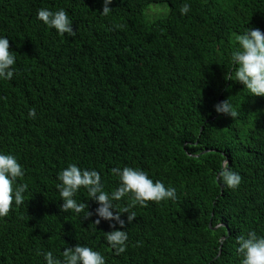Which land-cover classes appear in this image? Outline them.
I'll use <instances>...</instances> for the list:
<instances>
[{"label":"trees","instance_id":"trees-1","mask_svg":"<svg viewBox=\"0 0 264 264\" xmlns=\"http://www.w3.org/2000/svg\"><path fill=\"white\" fill-rule=\"evenodd\" d=\"M158 2L167 14L146 21ZM109 7L103 16L102 0H0V36L16 57L13 78L0 80V151L17 157L18 183L28 185L25 203L0 218V264H43L38 249L59 256L77 243L106 264H239L236 237L264 235V96L228 80L226 64L237 34L264 32V0ZM40 8H63L76 34L44 26ZM225 99L236 118L214 111ZM225 159L241 175L234 190L217 180ZM69 163L97 170L106 191L117 183L111 168L139 167L177 198L136 206L115 255L104 239L113 228L93 224L97 205L84 189L76 199L93 215L60 211L56 177Z\"/></svg>","mask_w":264,"mask_h":264},{"label":"clouds","instance_id":"clouds-1","mask_svg":"<svg viewBox=\"0 0 264 264\" xmlns=\"http://www.w3.org/2000/svg\"><path fill=\"white\" fill-rule=\"evenodd\" d=\"M112 0H102L103 16L111 12L109 5ZM190 11V4L185 2L179 8L180 15L184 16ZM36 19L57 34H67L72 37L76 34L73 30L69 14L58 8L53 11L48 8L37 10ZM119 27V26H117ZM235 46L230 50L226 64L228 80L238 81L252 96H264V32L259 28L247 27L245 31L235 37ZM16 57L9 50V40L6 36H0V80L10 81L14 75ZM217 114H224L236 118L239 112L233 104L225 99L214 105ZM27 117L35 119L36 109L30 107ZM110 174L116 178V187L110 191L105 190L100 173L91 168H81L75 163H69L58 174L59 181L55 187L62 203L59 205L61 212L84 213L83 217L93 215L86 211L87 205L76 199L80 189H84L88 199L94 201L97 207L94 214L97 219L93 224H99L101 220L108 221L112 231L104 233V239L115 255L126 251L128 233L124 229L125 222L131 223L137 217L133 210L136 206L146 207L147 202L160 203L162 201L175 200L176 189L166 187L161 180H153L148 172L132 166L113 167ZM25 175L23 166L17 157L11 152L0 151V218L6 217L13 206L25 203V193L28 185L22 181ZM217 180L228 189H236L241 182V175L234 171L228 161L221 162L216 173ZM125 203L118 207V203ZM126 213L122 219L121 214ZM235 249L240 258L239 264H264V235H258L256 231H248L246 234L236 237ZM38 255L43 256V264H106L105 256L92 247L77 243L72 247H64L59 256L51 250H37Z\"/></svg>","mask_w":264,"mask_h":264},{"label":"rangeland","instance_id":"rangeland-1","mask_svg":"<svg viewBox=\"0 0 264 264\" xmlns=\"http://www.w3.org/2000/svg\"><path fill=\"white\" fill-rule=\"evenodd\" d=\"M168 12V6L165 2L150 3L143 11L146 21H152L155 18L166 15Z\"/></svg>","mask_w":264,"mask_h":264}]
</instances>
